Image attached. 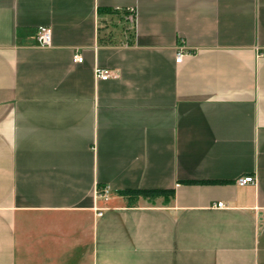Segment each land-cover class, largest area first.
Here are the masks:
<instances>
[{
	"label": "crops",
	"instance_id": "1",
	"mask_svg": "<svg viewBox=\"0 0 264 264\" xmlns=\"http://www.w3.org/2000/svg\"><path fill=\"white\" fill-rule=\"evenodd\" d=\"M0 264H264V0H0Z\"/></svg>",
	"mask_w": 264,
	"mask_h": 264
},
{
	"label": "built area",
	"instance_id": "2",
	"mask_svg": "<svg viewBox=\"0 0 264 264\" xmlns=\"http://www.w3.org/2000/svg\"><path fill=\"white\" fill-rule=\"evenodd\" d=\"M126 12L124 13L125 20L130 23L134 24L135 22V10L132 7H129L125 9ZM37 40L39 45L41 46H50L52 44V29L49 26H42L38 29L37 31ZM128 44V43H127ZM185 52H191V50L186 49V48H181L180 51L178 52V57L176 59L177 62H180L182 60V56ZM84 59V56L82 52L80 51L79 48L76 49L74 55H73V60L76 63L82 62ZM95 74L98 79L102 80H107L112 76H116L114 73V70L109 68V67H104V66H96L95 68ZM255 177L253 175H246V176H241L237 179V183L239 185H245L248 183H253L255 182ZM109 192L108 188H105L102 191V195L107 197ZM218 207H223L225 204L223 202H218L217 203ZM101 214V213H100Z\"/></svg>",
	"mask_w": 264,
	"mask_h": 264
},
{
	"label": "trees",
	"instance_id": "3",
	"mask_svg": "<svg viewBox=\"0 0 264 264\" xmlns=\"http://www.w3.org/2000/svg\"><path fill=\"white\" fill-rule=\"evenodd\" d=\"M105 12L116 14L119 10L114 8H104ZM126 10H124V13ZM133 36V34H132ZM121 194L134 195V196H145V197H155L163 194L173 193L172 189L167 188H131L119 190Z\"/></svg>",
	"mask_w": 264,
	"mask_h": 264
},
{
	"label": "rangeland",
	"instance_id": "4",
	"mask_svg": "<svg viewBox=\"0 0 264 264\" xmlns=\"http://www.w3.org/2000/svg\"><path fill=\"white\" fill-rule=\"evenodd\" d=\"M125 21H126L125 17H123V19H122V18H119L118 16L114 15L107 22L109 24L108 29L112 30L113 33H119L120 30L126 29L125 27H127V25H126ZM129 25H130V27L128 28V31H132L133 30L132 24L129 23ZM105 27H107V26H105Z\"/></svg>",
	"mask_w": 264,
	"mask_h": 264
}]
</instances>
